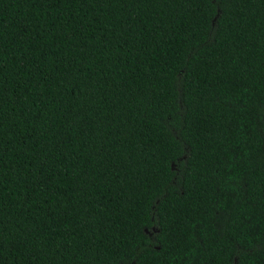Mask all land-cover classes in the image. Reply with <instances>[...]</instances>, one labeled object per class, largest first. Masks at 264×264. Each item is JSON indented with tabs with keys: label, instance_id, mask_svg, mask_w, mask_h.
Returning <instances> with one entry per match:
<instances>
[{
	"label": "trees",
	"instance_id": "1",
	"mask_svg": "<svg viewBox=\"0 0 264 264\" xmlns=\"http://www.w3.org/2000/svg\"><path fill=\"white\" fill-rule=\"evenodd\" d=\"M0 264H264V0H0Z\"/></svg>",
	"mask_w": 264,
	"mask_h": 264
}]
</instances>
